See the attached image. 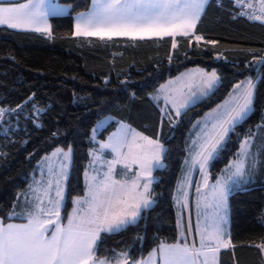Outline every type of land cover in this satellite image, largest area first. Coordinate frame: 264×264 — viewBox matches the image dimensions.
<instances>
[{
  "label": "trees",
  "instance_id": "1",
  "mask_svg": "<svg viewBox=\"0 0 264 264\" xmlns=\"http://www.w3.org/2000/svg\"><path fill=\"white\" fill-rule=\"evenodd\" d=\"M57 1L68 5L69 11L49 18L48 35L0 27V109L7 110L0 119V217H6L13 204L15 211L21 206V195L44 155L71 147L61 210L65 222L72 200L85 191L83 171L92 145L91 129L101 118L112 116L115 120L99 139L122 121L164 146L163 166L152 173L153 205L119 232H101L95 251V258L111 261L127 252L131 264L162 240H177L173 193L190 128L236 82L247 77L256 80L254 66L264 57V24L241 17L231 0H209L193 35L82 38L73 36V20L88 9L90 0ZM196 36L202 39L197 41ZM193 67L215 71L220 78L217 86L181 115L161 121L150 95L168 78ZM261 73L251 113L229 133L210 166L215 179L242 139L253 137V183L228 196L231 246L220 250L219 264H264L260 247L264 245V67ZM16 220L20 217L4 222Z\"/></svg>",
  "mask_w": 264,
  "mask_h": 264
},
{
  "label": "snow or ice",
  "instance_id": "2",
  "mask_svg": "<svg viewBox=\"0 0 264 264\" xmlns=\"http://www.w3.org/2000/svg\"><path fill=\"white\" fill-rule=\"evenodd\" d=\"M237 3H242V0H237ZM208 5L209 0H93V8L87 13H80V17L86 26L96 30L82 31L78 23L76 34L100 38L106 36L109 39L113 36H131L139 39L175 37L178 33L188 36L196 27L197 21L205 14ZM42 7L43 0H30L27 4L12 6L0 4V25L7 24L11 28L36 25V31H47L46 27H39L46 24L47 14L41 11ZM260 11L261 15L253 14L251 18L264 20V0H261ZM195 39L199 41L202 37L196 36ZM254 67L257 73L256 80L249 77L236 84L233 92L229 93L230 98L224 104L218 105L217 109L206 114L205 120L211 123V127L206 122L197 134L198 139L192 142L198 150L192 158L191 167L198 165L203 179V184H198L196 191L201 193V188L208 190L197 202V207L202 210L201 214L205 219L204 227L201 228L198 224L196 229L199 235V247L196 246L195 240L189 243L178 220L181 231L175 242L162 240L157 248L149 253L147 260H133L132 264H156L157 257L159 264H216L217 254L221 248L226 249L231 246V241L224 239L229 208L228 181L233 176L243 175L245 162L237 159L233 164L228 165L225 170L226 178L217 179L211 186L208 184L207 168L224 147L228 133L234 130L235 124L243 120L252 110L256 84L262 75L261 67H264V57H261L260 62ZM198 71L202 78L201 95L206 96L220 78L215 71L210 74L204 73L203 70ZM163 89L164 86H161V90ZM169 99L170 97L165 95V101ZM172 103L176 115L179 116L189 102L185 100L177 105L173 100ZM5 111L7 110L0 109V116H3ZM40 111L37 109V114ZM200 123L197 121L193 127L199 126ZM130 131L132 130L123 128L116 145H103V147H111L118 157L123 158L125 167L130 166L129 157L132 164L139 163L141 170L136 173L135 179L131 183L114 179L112 167L102 179L97 177L87 179L85 195L72 200L74 207L67 215L66 224L62 223L61 217L66 199L63 181H66L69 175L67 162L71 160L72 149L69 147L65 151L57 148L52 153L53 157L60 158V170L55 173V195L50 194L53 191V181L49 180L42 188L43 195L33 189L34 201L30 203L24 214L26 223L4 222L5 219L11 220L21 215L15 211L16 204L12 205V210L6 217H0V264H109L107 259L95 258L101 232H119L127 225L135 223L141 215V210L153 203L150 199V185L153 182L150 178L151 170L160 165L161 154L164 152V146L159 140H152L147 136L141 137L134 131L130 142L128 140ZM137 137L144 140L148 146L143 157L133 154V145ZM249 145L250 138L243 142L238 156L247 155ZM124 146L129 149L127 154L120 152ZM149 155L150 159H148ZM145 159L147 162L142 163ZM120 162L122 161L118 159L113 163ZM49 171L52 172L51 169ZM85 176H88L87 172ZM143 176L149 178L141 185ZM184 186L185 182L182 181L178 189V204L181 203L180 197L186 199ZM260 247L264 249V245ZM121 256L123 260H117V264H128V253H121Z\"/></svg>",
  "mask_w": 264,
  "mask_h": 264
},
{
  "label": "rangeland",
  "instance_id": "3",
  "mask_svg": "<svg viewBox=\"0 0 264 264\" xmlns=\"http://www.w3.org/2000/svg\"><path fill=\"white\" fill-rule=\"evenodd\" d=\"M197 70H203L202 68L199 67H193L189 68L185 71H182L181 73L177 74L174 77L168 78L165 82L160 84L157 88V90L150 95V98L154 103H156L159 107L160 110V120H169L173 118V114L176 115V110L173 107L172 101L174 100L177 105L180 103H183L185 100H187L188 106L184 109L181 110V113L185 111L187 108L190 106L196 104L197 102L201 101L203 98L207 97L214 89L215 86L211 92L208 95H201V90H202V78L200 73ZM204 73L207 72H213V71H204ZM209 73V74H210ZM249 78V77H247ZM245 78L244 80H246ZM253 79V78H252ZM254 80V79H253ZM243 80H240L236 82L231 90L228 92V94L224 97L222 101L217 103L215 106H213L211 109L207 110L200 118H198L193 125L196 124L197 121H200V125L197 127H192L190 128V132L187 136L186 139V145H185V157L182 163L181 167V172L178 176V179L176 181V186L174 189L173 193V200L175 203L176 207V221H180V225L183 228V210L185 211V217L187 220V229L189 231V239H193V237H196L197 241V247H199V235L196 232L197 225L199 224L201 228L204 227L205 225V219L204 216L201 214V209H198L197 207V202L201 200L202 194L206 193L208 190L201 188V193H197L196 187L198 184L202 185L203 184V179L200 171L198 170L199 166L197 165L196 167L192 168L191 167V162L192 158L195 155V152L198 150L196 145H193V140H197L198 136L197 134L200 133L201 128H203L204 124L207 122L208 126L211 127V123L205 120L206 114L212 112L214 109H217L218 105H222L225 103L226 100H228L229 93L233 92L234 86L238 83H240ZM218 84V82H217ZM161 86H164V89L161 90ZM165 95H168L170 99L166 102L165 101ZM154 97H158V99H154ZM253 107V106H252ZM251 113V111L248 113V115ZM247 115V116H248ZM2 116H0L1 119ZM246 118V117H245ZM244 118V119H245ZM243 119V120H244ZM115 119L112 116H105L101 118L91 129L90 132V142L92 145L89 147L88 154H89V159L85 165L84 171H83V182L85 186V191H86V180L90 179L91 177H96V175L100 172H108L109 168L112 167L114 169L113 173L116 171L117 174H120L122 177L128 176L131 172H139L141 170V166L139 163L137 164H132L131 163V157H129L128 163L129 167H125V162H123L122 157H118L117 153L113 152L111 147H103V145H116L119 141V138L121 136V131L123 128H128L135 133H139L140 136H146L142 132L138 131L137 129L131 127L129 124L122 122V121H117V125L114 130L110 131L108 135L105 137V139L101 140L99 139V133L111 122L114 121ZM243 120L238 121L236 125L241 123ZM173 124L175 122L173 121ZM234 126V128H235ZM95 129V131H94ZM132 131L129 132L128 135V140L131 142L133 137H132ZM231 132V131H230ZM229 132V133H230ZM228 133V135H229ZM115 134V135H113ZM148 137V136H147ZM150 138V137H148ZM228 136L226 137L227 140ZM250 138V145L253 141V137H247L242 139L239 145V150L235 154L234 157L230 158L228 163L223 166L221 169L220 173L217 175L215 179H212L211 173H210V166L212 161L219 155L220 152L215 156V158L210 162V165L207 168V177H208V184L211 186L216 182L217 179H225L227 176V173L225 172L226 168L228 165L233 164L237 159H242L245 162V168H244V173L243 175H237L233 176V178L228 181V187H229V194L232 191H235L237 189L244 188L248 186L249 184L253 183V170L255 168V160L253 156L251 155V146L249 145L247 149V155L241 154L238 156V154L241 153V145L246 139ZM152 140H157L150 138ZM226 140L224 142V146L226 143ZM160 142V141H159ZM161 143V142H160ZM162 144V143H161ZM140 147H136V146ZM57 149V148H56ZM52 150L50 153L47 155H44L40 161L37 163V174H34L28 184L27 191H25L21 195V200L26 204V208H21V211L17 210V213H20L21 215L16 216V217H24V214L27 212L30 203L34 201V193L33 189L38 190V194L43 195L42 188L46 186V182L49 180L53 181V191L50 193L51 195H55V173H58L60 170V158L59 157H53L52 153L55 152V150ZM63 149V148H61ZM68 149V148H67ZM67 149H63L67 151ZM148 149V146L146 145V142L139 137L135 139L134 145H133V154L139 155L141 157L144 156L145 151ZM121 153L127 154L129 152V149L127 146H124L123 148L120 149ZM164 153V152H163ZM163 153L161 154L160 158V165L155 166L151 170V179L154 182V177L152 175L154 169L156 168H161L163 166L162 163V156ZM46 157L48 159H46ZM72 158V155H71ZM121 160L122 162L120 163H113L116 160ZM150 159V155L148 157ZM187 161V163H186ZM147 160H142V163H146ZM68 163V173L70 170V165H71V160ZM52 170L50 173L49 170ZM232 171H235V168L233 167ZM85 172L88 173V176H85ZM136 177V175H135ZM149 177L143 176L141 177V185L143 184L144 180L148 179ZM67 181V180H66ZM66 181H63V186L64 190L66 188ZM185 182L184 186V193H186V199L184 197H180L181 203H177V197L179 196L178 189L181 186V182ZM40 182V183H37ZM124 182V181H123ZM152 182V184H153ZM152 184L150 185V190L152 187ZM142 191V187L140 189ZM150 199L153 201L152 197L150 196ZM46 202V201H45ZM154 203V201H153ZM153 203L149 206L151 207ZM148 207V208H149ZM183 207V208H182ZM177 230L178 232L181 231V228L178 227L177 223ZM225 236L224 239L225 241L230 240V231H229V212L227 213V224L225 226ZM192 237V238H191ZM202 259V258H201ZM217 263V261H216Z\"/></svg>",
  "mask_w": 264,
  "mask_h": 264
},
{
  "label": "crops",
  "instance_id": "4",
  "mask_svg": "<svg viewBox=\"0 0 264 264\" xmlns=\"http://www.w3.org/2000/svg\"><path fill=\"white\" fill-rule=\"evenodd\" d=\"M29 2H30V0H0V4H2L3 6H12L14 4H27ZM92 8H93V0H90L88 9L85 10V11L79 12V13H77L74 16L73 27H72V34H73V36H75V37H82V38L109 39L106 36L104 38H100L99 36L77 35L76 34V32H77V24L78 23L80 24V27H81V30L82 31H95L96 30L94 28H91L89 26H86L82 22V18L80 17V13H87ZM41 11L47 14L46 15V24L39 25V27H41V28L46 27L48 29L47 31H36L35 30V28L37 27L36 25H26V26L21 27V28H11L7 24H4V25H0V27H7V28H10V29H13V30H16V31H30V32L44 33V34H47L48 35V34H50L49 18L51 16H63V15H66L68 13V11H69V6L68 5H65V4L59 3L57 0H43V7L41 8ZM197 23H198V21H197ZM197 23H196V25H197ZM194 31H195V28L192 29L189 32V35H193L194 34ZM176 36H184V35H181V34L178 33ZM165 37H170V36H165ZM113 38L139 39V38H133L131 36H113L111 39H113ZM151 38H162V37H151ZM144 39H149V38H144ZM204 71H206V70H204ZM196 73H200V72H196ZM207 73H210V72H207ZM105 173L106 172H100V173H98L96 175L97 179H102ZM135 175H136L135 172H131L128 176L122 177L120 174H117L116 171L113 173L114 179L119 180L121 182L124 181V182H128V183H131V181L133 179H135ZM84 195H85V191H84V194L82 196H80V197H83ZM22 206L25 207V208L27 207L25 203H22L21 202V206H19L17 208V210L21 211V207ZM73 207H74V205L72 206V208ZM71 211H72V209L70 210V212ZM5 223H17V224H19V223H26V219H25V216H24V217H20V220L7 221ZM63 223L66 224L67 223V219ZM176 226H177V221H176ZM186 227H187V220H186V217H185V211L183 210V230L185 231V234L187 236V239H188L189 243H191L193 240H195L196 246H197L196 237L194 236L193 239H189V235L190 234H189V231H188V229ZM50 230H51V228H50ZM179 235H180V232H178V230H177V238L179 237ZM221 249H223V248H221ZM149 253L145 257H143L142 259L147 260ZM117 260H121L122 261L123 260V257L121 255H119L114 260H112V261L111 260H108V261H109V264H117ZM139 260H141V259H139ZM139 260H137V261H139ZM156 264H159V258L158 257H157ZM216 264H219V253L217 254V263Z\"/></svg>",
  "mask_w": 264,
  "mask_h": 264
},
{
  "label": "built area",
  "instance_id": "5",
  "mask_svg": "<svg viewBox=\"0 0 264 264\" xmlns=\"http://www.w3.org/2000/svg\"><path fill=\"white\" fill-rule=\"evenodd\" d=\"M232 5L238 10V14L242 17L254 21L258 19H252L251 16L261 15V0H242V3H237V0H231ZM241 13H244L241 15ZM264 24V20H258Z\"/></svg>",
  "mask_w": 264,
  "mask_h": 264
}]
</instances>
